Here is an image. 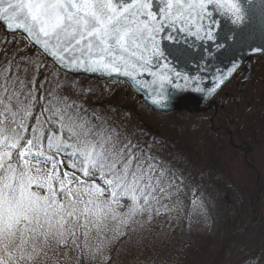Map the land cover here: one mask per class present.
I'll return each mask as SVG.
<instances>
[{
	"label": "snow or ice",
	"instance_id": "6c2138e0",
	"mask_svg": "<svg viewBox=\"0 0 264 264\" xmlns=\"http://www.w3.org/2000/svg\"><path fill=\"white\" fill-rule=\"evenodd\" d=\"M224 21L241 43L264 35V0H0V22L30 44L0 61V264H69L75 252L77 264L110 259L103 240L87 251L90 237L146 244L155 216L145 214L159 215L154 205L180 191L175 173L131 134L65 96L49 62L137 84L148 74L161 89L153 103L166 106V84L182 91L196 79L168 62L181 36L219 49ZM237 68L233 61L229 75Z\"/></svg>",
	"mask_w": 264,
	"mask_h": 264
},
{
	"label": "trees",
	"instance_id": "16d2710c",
	"mask_svg": "<svg viewBox=\"0 0 264 264\" xmlns=\"http://www.w3.org/2000/svg\"><path fill=\"white\" fill-rule=\"evenodd\" d=\"M23 44V36H9L0 27V61L10 59L18 50L24 54L23 50L29 47ZM30 54L38 53L32 48ZM49 67L57 71L50 62ZM58 78L63 85V94L75 101L89 117L95 114L118 131L131 134L134 142L138 141L144 151H148L147 155L156 156L159 162L173 171L179 170L177 177L181 179L188 196V204L182 198L180 204L161 202L154 205V208L159 209V215H155L152 210L145 214V217L155 216L151 224L146 225V244L128 243L126 240L111 241L112 233L107 232L101 233L99 238L90 237L87 251L94 252L103 240V255L110 259L98 257L103 260L102 264H106L105 260L107 264H222L221 251L223 253L225 249L221 248L222 244L235 231L246 226L253 212L258 214L260 196L254 198L256 191L250 189L247 194L238 197L231 196L233 193L225 190H218L222 183L224 187H229L225 182V179H230L223 170L225 166L246 162L241 150L232 149L221 125L226 124L229 128L226 122L230 121L232 127L229 129L234 141H247L250 148L248 160L253 162V155L256 154L254 150L258 151L261 141H264V114L257 108L258 101L249 112L244 111V107L239 104L237 107L230 105L231 110L227 114L238 112L239 117L216 120L215 125L221 127L211 132L204 127L208 119H200L201 116L194 115L189 119L190 116L184 112L162 115L148 109L132 95L123 81L98 82L60 71ZM54 86L53 83L48 87ZM205 142H208V146L202 148V155H198V161L201 162L198 164L194 161L197 158L194 149L203 146ZM60 158L63 159L62 156ZM248 176L252 188L256 180ZM145 217L137 216L136 219L142 220ZM247 219L249 221L246 222ZM234 241L248 249L253 242L264 243V232L238 235ZM79 255V252L72 253L69 264H77ZM84 264L99 263L96 260H85Z\"/></svg>",
	"mask_w": 264,
	"mask_h": 264
},
{
	"label": "water",
	"instance_id": "95a60500",
	"mask_svg": "<svg viewBox=\"0 0 264 264\" xmlns=\"http://www.w3.org/2000/svg\"><path fill=\"white\" fill-rule=\"evenodd\" d=\"M217 19H221L217 17ZM1 28L5 33L9 35L21 34L25 38L26 36L17 31L15 33L6 29L3 22H0ZM232 26L224 21L219 28L215 31L218 34V42L223 45L221 48L216 47V42L199 41L195 37H188L184 41V37L181 36V45L178 47L180 51L175 55L168 56V62L171 66H174L177 71H180L184 75L190 78L188 86L184 87L181 91L175 87V84H166V93L172 97L167 100L166 106H161L153 103V98L156 93L161 89L157 85L152 83L153 77L148 74L139 76L141 84L135 83L127 77L122 75H101L99 73H91L83 70H69L59 69L62 72L71 75H84L87 77H96L99 80L119 79L128 83L129 88L133 95L141 100L143 104L159 113H170L172 111H186L189 113H199L205 111L202 106L221 88V86L231 78V76L241 67L246 70V75L242 81L238 83V88L248 78L249 70L251 67V60L262 54L261 52L253 51V47L264 45V35H261L259 31L247 36L245 42L241 43L239 39L229 31ZM238 31V30H237ZM228 36V39H225ZM167 44V42H165ZM233 61L238 65V68L231 72ZM225 77V80L219 87H216L220 77ZM175 83L184 85L183 80H177ZM199 86L204 91H195L194 89ZM215 88V91H209ZM164 102V97H159Z\"/></svg>",
	"mask_w": 264,
	"mask_h": 264
},
{
	"label": "rangeland",
	"instance_id": "374dc122",
	"mask_svg": "<svg viewBox=\"0 0 264 264\" xmlns=\"http://www.w3.org/2000/svg\"><path fill=\"white\" fill-rule=\"evenodd\" d=\"M251 75L252 77L248 79V81H246L245 85L242 87V90L240 92V94L238 95V99L236 100L235 96H232V98H227L225 106H227V112H229V108L231 104H235V102H237L240 107H244V111L249 112V110H252L254 108L255 102L258 101L257 108L260 111L261 114H264V84L262 82L256 81L254 82V77L259 76L261 78L264 79V55L261 56L253 65L252 69H251ZM253 80V81H252ZM233 85V84H232ZM230 86H226L225 88H223V90H221V92H223L224 90L230 91V92H234V90L232 91V87H230V89H228ZM235 93V92H234ZM219 94V93H218ZM217 94V95H218ZM235 98V100L233 99ZM138 100V99H137ZM143 104V103H142ZM144 105V104H143ZM208 105V104H207ZM205 105V107L207 106ZM145 106V105H144ZM249 106V108L247 110H245V108ZM256 106V105H255ZM146 107V106H145ZM148 108V107H147ZM149 109V108H148ZM209 111V110H208ZM206 112L203 115H200V119H208L209 116L212 115V113L210 112ZM176 113V112H174ZM174 113H167V114H162V115H173ZM239 113L238 112H234L231 113L230 115L226 114L224 119H235V117H239ZM191 118V116L189 117V119ZM245 119V118H243ZM228 123L229 128H231V124L230 121L226 122ZM210 122L209 119L206 121V123H204V127L207 128L208 130H210ZM224 126H227L226 124ZM229 132L231 134V145L233 146L232 149H239L241 150V152H245L246 150H248L249 145L247 143V141L244 139L241 142H236L234 141L233 137H232V131L231 129H229ZM224 133H228L227 131H224ZM229 136V134H228ZM249 135H247L248 137ZM187 137H192L190 135H187ZM246 137V135H245ZM188 138V140H189ZM228 139V138H227ZM261 145L259 146V150L255 151L254 150V159H253V163L255 164L254 169L256 171V173L258 174V180H256V174L254 171H252L251 169H249L245 164H240V162H236L233 164H229L226 165L225 168L223 169L224 172L226 173V175L229 176L230 179H225V182H227V185L229 187H224V183L219 184L218 190L220 192H222V190H225L227 192L233 193L231 196H239V195H244L248 193V190H255L257 192V196H260V200H258L259 202V208H258V214H254L253 217L251 218V220L249 221V219L246 220L249 221L245 227L241 228L240 230L237 231L236 234H234L231 237V241L229 243V239L222 244V247H225L224 251L225 253H227L226 256V263L225 264H264V243H259V241L257 242H253L250 247L248 249L242 248L239 244L238 241H234L235 237H237L238 235H248L249 233L255 234L256 231H263L264 232V141H261ZM230 145V146H231ZM208 146V142H205V144H203V146H198L195 147L196 149H194L197 158H194V161L196 163H201L198 161V155H202L201 153L204 152L203 151V147ZM183 150L185 152V147H183ZM228 151V150H226ZM241 152H239L240 154H242ZM145 154H149L147 150H145ZM244 158L245 157V154ZM245 161V160H244ZM246 166V167H245ZM43 167V165H42ZM241 169V170H239ZM172 170V169H171ZM248 170H250L248 172ZM178 171H173V173H175V184H178L180 186V191L177 194H174L173 197L171 199H161V202L164 203H168V202H172V203H177L180 204V199L182 198L183 201L185 202V204H188L187 202V191L185 190L184 185L181 182V179L177 177L178 175ZM250 175L252 178H254V180H256L257 183V187L256 185H254L252 188L251 187V178H249ZM248 176V178H247ZM231 186V187H230ZM258 190V191H257ZM173 192H175V189L172 190ZM251 205H253V203H251ZM175 212L173 211V214ZM244 217H246L244 215ZM222 254V251H221ZM247 256V258L244 257ZM97 263L102 264L103 260L101 259H95ZM105 263L107 264L108 261L105 260Z\"/></svg>",
	"mask_w": 264,
	"mask_h": 264
},
{
	"label": "flooded vegetation",
	"instance_id": "af4514ba",
	"mask_svg": "<svg viewBox=\"0 0 264 264\" xmlns=\"http://www.w3.org/2000/svg\"><path fill=\"white\" fill-rule=\"evenodd\" d=\"M223 97L228 98V92H219L218 95L214 97V103L211 104L210 109L208 112L212 113L213 115H216L217 119H213V117L210 118V121L214 123V125L217 123L215 122L218 119L223 118V109L225 110V106L222 104L223 103ZM221 103V104H220ZM220 126H216L215 130H219Z\"/></svg>",
	"mask_w": 264,
	"mask_h": 264
},
{
	"label": "bare ground",
	"instance_id": "6f19581e",
	"mask_svg": "<svg viewBox=\"0 0 264 264\" xmlns=\"http://www.w3.org/2000/svg\"><path fill=\"white\" fill-rule=\"evenodd\" d=\"M23 45L30 47V44H29V42H28L27 39H25V44H23ZM87 78H89V79H95L94 77H87ZM95 80H97L98 82H106V80H99V79H95ZM222 88H224V87H222ZM230 241H231V239H229V243H230ZM226 255H227V253H225V251L221 255V262H222V264H225L226 263V261H225V256Z\"/></svg>",
	"mask_w": 264,
	"mask_h": 264
}]
</instances>
